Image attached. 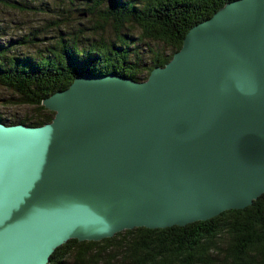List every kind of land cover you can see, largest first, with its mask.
<instances>
[{
  "label": "water",
  "instance_id": "1",
  "mask_svg": "<svg viewBox=\"0 0 264 264\" xmlns=\"http://www.w3.org/2000/svg\"><path fill=\"white\" fill-rule=\"evenodd\" d=\"M41 105L50 123L0 121V264L246 209L264 194V0L226 3L145 81L79 76Z\"/></svg>",
  "mask_w": 264,
  "mask_h": 264
},
{
  "label": "trees",
  "instance_id": "2",
  "mask_svg": "<svg viewBox=\"0 0 264 264\" xmlns=\"http://www.w3.org/2000/svg\"><path fill=\"white\" fill-rule=\"evenodd\" d=\"M0 1L25 8L18 3L26 5L31 0ZM231 1L235 0H88L85 13L96 15L97 19L86 31L98 34L110 24L119 32L132 23L142 38L162 43L169 52H155L145 74L137 63L129 61L130 45L123 35L117 38L119 46L103 39L86 48L63 43L60 53L52 52L38 60L5 58L0 52V85L15 92L19 105L38 110V116L15 120L0 117V121L30 127L50 123L54 114L41 105L42 100L67 89L79 76L116 74L136 82L145 81L153 68L163 67L171 60L191 27ZM78 31L81 35L82 30ZM121 237L131 238L128 245L132 264H264V194L246 209L225 211L185 227L134 228L99 242L69 240L55 249L48 264H65L66 257L75 249L83 264L88 244L108 245Z\"/></svg>",
  "mask_w": 264,
  "mask_h": 264
},
{
  "label": "rangeland",
  "instance_id": "3",
  "mask_svg": "<svg viewBox=\"0 0 264 264\" xmlns=\"http://www.w3.org/2000/svg\"><path fill=\"white\" fill-rule=\"evenodd\" d=\"M22 2L23 0H18ZM107 0H104V3ZM25 8L12 5L10 1H0V52L3 57L31 58L38 60L43 56L60 53L63 43H75L79 48H86L91 42L103 39L119 46L118 36L123 35L130 45L131 63H137L145 74L154 53H168L162 43L141 37L140 30L129 24L119 32L109 24L102 32L94 34L86 31L91 28L96 15H86L88 0H31L30 4L18 3ZM77 8V9H76ZM82 30L80 35L78 30ZM14 91L0 85V117L3 119H20L38 116L33 107L19 105ZM130 237H121L111 244H88L83 264H132ZM82 250V249H80ZM83 251V250H82ZM84 252V251H83ZM76 249L65 259V264H80Z\"/></svg>",
  "mask_w": 264,
  "mask_h": 264
}]
</instances>
